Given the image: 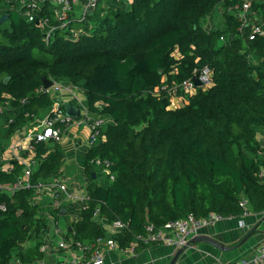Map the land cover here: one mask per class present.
Wrapping results in <instances>:
<instances>
[{
  "label": "trees",
  "instance_id": "obj_1",
  "mask_svg": "<svg viewBox=\"0 0 264 264\" xmlns=\"http://www.w3.org/2000/svg\"><path fill=\"white\" fill-rule=\"evenodd\" d=\"M14 1L0 0V16L8 14L0 23V154L17 128L37 123L51 107L53 98L37 91L43 77L80 86L106 124L84 157L83 208L63 206L61 214L36 202L33 186L10 190L23 166L13 160L0 168V264H10L14 252L16 263L44 256L47 215L67 218L66 238L85 243L104 234L92 217L98 208L108 221L126 223L117 237L125 246L150 222L264 212V35L249 38L251 24L239 29L234 6L241 0H115L100 11L98 0L91 27L75 37L58 28L48 41L36 18L8 9ZM221 2L223 21L206 27ZM252 7L264 13V0ZM205 68L211 85L170 107L163 86ZM36 152L32 184L61 175L60 143H37ZM94 160L109 162L99 179L91 178ZM23 242L32 244L23 249Z\"/></svg>",
  "mask_w": 264,
  "mask_h": 264
},
{
  "label": "built area",
  "instance_id": "obj_2",
  "mask_svg": "<svg viewBox=\"0 0 264 264\" xmlns=\"http://www.w3.org/2000/svg\"><path fill=\"white\" fill-rule=\"evenodd\" d=\"M254 1L241 0L234 6L235 17L240 23L239 29L245 23L251 24L249 38L264 35L263 27L250 19V10ZM77 2H82V5L80 6V15L74 17V4ZM97 3L98 0H15L13 3L8 4V9L19 11L28 21L36 18V21L42 26L45 40L48 41L58 28L66 30L70 36L75 37L77 33L83 30V27L78 31L74 28L73 23H83L87 16L92 13ZM42 11H44L43 14ZM196 74L202 82L201 86H195L192 78L173 84L169 88L163 86L170 95V105H175L173 102L176 97H186L194 93L197 87L205 88L211 85V73L207 68ZM37 91L49 95L53 98V103L41 117L37 118L39 120L37 123L22 126L14 131L7 148V154H4V152L0 154V168L8 169L13 160L23 166L21 177L15 184L10 186V190L33 186L36 192L45 191L46 195L50 197L49 204L53 208L63 206L71 208L74 205L83 208L84 201L88 197L86 190L81 194H77L74 189L67 186L61 176L46 181H38L35 184L31 183L30 175L38 165L37 143H59L62 141L63 134L68 132L70 127L75 124H84L88 127L87 145L90 148L102 137L101 132L106 124V117L101 114H94L89 110L84 91L76 84L51 80L48 87L42 84L37 88ZM21 101L24 102L25 100L22 99ZM65 102H71L79 106V118L65 114L63 109ZM7 156L10 157L11 161ZM92 162L95 169L101 167L102 171H104L103 167L109 164L107 160L103 162L94 160ZM259 175L264 182V168L260 169ZM240 204L246 206V200H242ZM0 208L4 209V206L0 205ZM92 217L101 224L104 234L96 236L93 240L85 243L72 240L69 245H66L64 241L59 240L58 245L60 247L75 245L74 248L79 250V255L67 259L66 264H104L105 252L103 247L111 249L119 246L123 253L135 255L137 249L151 244L183 246L200 228L224 218L222 214L217 212H210L206 217H196L189 213L182 218L170 219L161 226H156L150 222L146 224L142 233L134 235L127 245L120 246L117 237L124 232L126 223L120 219L108 221L105 217L99 216L98 208L93 210ZM50 219L56 227V231L60 232L61 228L58 226V222L53 218ZM46 249V245L41 246V250L45 251ZM235 264H264V245L257 246L248 260L236 261Z\"/></svg>",
  "mask_w": 264,
  "mask_h": 264
},
{
  "label": "crops",
  "instance_id": "obj_3",
  "mask_svg": "<svg viewBox=\"0 0 264 264\" xmlns=\"http://www.w3.org/2000/svg\"><path fill=\"white\" fill-rule=\"evenodd\" d=\"M114 3L115 0H104V6H112ZM81 5L82 2H77L74 4V17H78L80 15ZM226 9L230 10L229 7ZM222 13L218 14L217 11H214L212 14L213 21H215V23H213L214 26L221 24L223 21L224 17ZM88 17L89 15L83 23L74 22V28L79 31L82 27H91V22ZM174 99H180V104H171L170 107L172 108L178 107L183 102H185V97L180 96ZM176 101L179 102V100ZM88 133L89 131L87 126L84 124H75L70 127L68 132L63 134L61 141V147L65 152L63 166L61 169L66 168L64 165L67 163V160L70 161V163L74 162V159L76 158H73V154H79L82 158L80 159L81 161L76 159L79 162V170L83 176L82 182L74 181L77 180L76 176L71 177L74 178V180L71 182L69 179L67 180L65 178L67 176L66 174L61 173V177L63 180H65V183L69 188L74 190H76L75 187L80 188V191H75L77 194H81L86 190L83 161L89 147L87 145L85 147V144L83 143L84 141H87L86 138H88ZM258 139L261 147L264 148V135L258 134ZM10 142L11 140L3 151L4 154H7V148ZM261 156H264V149H262ZM7 157L9 158V161H11L10 157ZM34 200L36 202H42L36 197H34ZM74 214V211H69L68 218L70 216L73 217ZM50 218H53V216L47 215V225L41 231L43 240L41 246L46 245L47 249L44 251V256L37 259L35 264H66L67 259L74 255H79V250L72 246L60 247L58 245L59 240L64 241L66 245H69L70 241L73 240V238H66L65 236V231L69 227L68 219L64 217L55 218V220L58 222V226L61 228V231L57 232L56 227L53 225ZM204 236L212 240V242L219 243L220 246L233 248L227 250L222 249L219 246H215L200 239V237ZM245 237L246 239L243 240ZM31 244L32 243L29 242H23V249L30 246ZM119 245L121 246L120 243ZM259 245H264V212H253L246 210L241 216H227L220 221L200 228L198 232L194 234L183 246L151 244L149 246L140 247L137 249L135 255L123 253L119 249V246L111 249L103 247L105 252L104 264H169L180 248H182V250L176 257V260L173 264H235L236 261H246L251 258L253 250ZM14 253V259H11L10 264H30L16 263V252Z\"/></svg>",
  "mask_w": 264,
  "mask_h": 264
},
{
  "label": "rangeland",
  "instance_id": "obj_4",
  "mask_svg": "<svg viewBox=\"0 0 264 264\" xmlns=\"http://www.w3.org/2000/svg\"><path fill=\"white\" fill-rule=\"evenodd\" d=\"M127 4L130 2V0H124ZM255 1H258V2H261L262 0H255ZM104 5V0H100L99 1V4H98V8L97 10L100 11L101 8L103 7ZM224 9H225V6L223 5V3L221 2L220 4L217 5L215 11L219 13H222L224 12ZM233 11L232 9H230V12ZM220 18V17H219ZM250 19L253 21V22H256L258 24H260L263 29H264V26H263V20H264V13L261 12L260 10L258 9H254L253 7L251 8L250 10ZM212 20V22H211ZM213 23H215V21H213V18L212 16L210 17V19L207 20L206 22V27H210L211 25H213ZM214 26V25H213ZM78 86V85H77ZM80 87V86H79ZM176 100H179V102H177ZM174 104H180V99H174ZM1 112V111H0ZM0 123H1V126H0V136L2 135V132H3V128L2 127H5V124H6V121L4 118L0 117ZM12 139V136L10 137L9 141ZM87 139V138H86ZM61 144V142H59ZM85 144V147L87 145V141H84ZM77 146V145H76ZM76 146H75V149H76ZM88 146V145H87ZM73 158H76L78 161H81L80 159L81 158V155L79 154H73ZM74 159V162L70 163V161L67 160V163H65L64 167L66 166V168H63L61 169V173H64L66 174L67 176L65 177L67 180L69 179V181H73L74 178H71V177H77V180H74V181H78V182H82V173L80 172V167H79V162ZM103 172L102 171V168L101 167H98L97 169H95V177L97 176L98 179L103 177ZM61 176V175H60ZM65 181V180H64ZM75 191H80V188L79 187H75ZM35 197L36 198H39L42 202H45V203H49V198L45 191L41 190V191H38L35 193Z\"/></svg>",
  "mask_w": 264,
  "mask_h": 264
},
{
  "label": "water",
  "instance_id": "obj_5",
  "mask_svg": "<svg viewBox=\"0 0 264 264\" xmlns=\"http://www.w3.org/2000/svg\"><path fill=\"white\" fill-rule=\"evenodd\" d=\"M7 16H8V14H6V13L5 14H2L0 16V23L3 22L7 18ZM192 81L194 82V85L195 86H201V84H202V82L200 81V79H199V77H198L197 74L192 77ZM42 83H43V85L45 87H48L51 84V80L48 79V78H46V77H43L42 78ZM63 109L65 111V114H67L69 116H72L74 118H79V116H80L79 106H77L75 104H72L71 102H65L63 104ZM91 178H93V179L95 178L94 172L91 173ZM64 212H66V208L60 207V213L62 214ZM246 237L243 238V240H245ZM200 239H202V240H204L206 242H209V243H211V244H213L215 246H219V247H221L222 249H225V250L233 248V247H229L228 248V247L220 246L219 243L212 242V240L206 238L205 236L204 237H200ZM181 250H182V248H180L177 251V253L174 255V257L172 258V260L170 261L169 264H173L174 263V261L176 260V257L178 256V254L180 253Z\"/></svg>",
  "mask_w": 264,
  "mask_h": 264
}]
</instances>
